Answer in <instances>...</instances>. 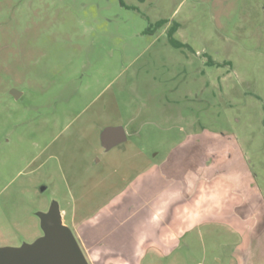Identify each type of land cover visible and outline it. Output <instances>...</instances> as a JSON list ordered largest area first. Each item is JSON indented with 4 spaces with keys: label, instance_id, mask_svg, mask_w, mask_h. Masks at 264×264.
<instances>
[{
    "label": "rangeland",
    "instance_id": "obj_1",
    "mask_svg": "<svg viewBox=\"0 0 264 264\" xmlns=\"http://www.w3.org/2000/svg\"><path fill=\"white\" fill-rule=\"evenodd\" d=\"M110 126L128 140L106 151ZM203 133L218 170H252L264 193V0H0V249ZM209 135L186 149L203 170ZM212 242L144 264H200Z\"/></svg>",
    "mask_w": 264,
    "mask_h": 264
},
{
    "label": "crops",
    "instance_id": "obj_2",
    "mask_svg": "<svg viewBox=\"0 0 264 264\" xmlns=\"http://www.w3.org/2000/svg\"><path fill=\"white\" fill-rule=\"evenodd\" d=\"M208 135H194L163 163L123 176L97 205L92 196L74 197L69 221L61 210L90 264H144L150 253L170 257L206 237L215 242L211 250L197 247L200 264H264V193L252 170H218L216 134L209 135L206 170L187 160L188 143H207ZM235 159L246 167L233 150Z\"/></svg>",
    "mask_w": 264,
    "mask_h": 264
},
{
    "label": "water",
    "instance_id": "obj_3",
    "mask_svg": "<svg viewBox=\"0 0 264 264\" xmlns=\"http://www.w3.org/2000/svg\"><path fill=\"white\" fill-rule=\"evenodd\" d=\"M12 95L19 98L16 91ZM127 140L123 126H110L101 133L106 151ZM42 226L45 235L34 244L21 249H0V264H90L74 232L63 224L57 205L43 214Z\"/></svg>",
    "mask_w": 264,
    "mask_h": 264
},
{
    "label": "trees",
    "instance_id": "obj_4",
    "mask_svg": "<svg viewBox=\"0 0 264 264\" xmlns=\"http://www.w3.org/2000/svg\"><path fill=\"white\" fill-rule=\"evenodd\" d=\"M175 45L177 46H181V44L177 43V42H174ZM237 151V150H236ZM238 152V151H237Z\"/></svg>",
    "mask_w": 264,
    "mask_h": 264
}]
</instances>
